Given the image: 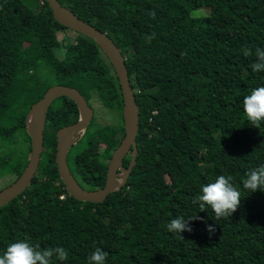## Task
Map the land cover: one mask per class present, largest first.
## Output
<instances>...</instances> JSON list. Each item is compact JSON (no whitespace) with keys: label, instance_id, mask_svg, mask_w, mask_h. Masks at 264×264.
Wrapping results in <instances>:
<instances>
[{"label":"trees","instance_id":"trees-1","mask_svg":"<svg viewBox=\"0 0 264 264\" xmlns=\"http://www.w3.org/2000/svg\"><path fill=\"white\" fill-rule=\"evenodd\" d=\"M60 1L123 54L139 110L138 155L126 184L96 204L69 195L50 144L30 186L0 208V249L16 239L62 246L66 259L51 264H86L95 246L106 251V264H264V190L242 186L246 172L264 163V122L250 125L241 105L264 84V71L249 67L254 48L264 46V0ZM67 29L46 0H0V180L17 179L29 160L30 80L76 84L107 109H122L107 56ZM97 126L74 160L87 190L104 187L107 162L125 136L123 126L118 133ZM216 175L231 176L239 189L230 216L216 218L194 202ZM176 215L202 219L179 236L164 228ZM206 223L215 226L211 234Z\"/></svg>","mask_w":264,"mask_h":264},{"label":"water","instance_id":"water-1","mask_svg":"<svg viewBox=\"0 0 264 264\" xmlns=\"http://www.w3.org/2000/svg\"><path fill=\"white\" fill-rule=\"evenodd\" d=\"M47 2L52 8L55 18L60 23L92 38L109 59L116 73L115 76L122 96V119H124L125 136L112 155L108 165L104 187L92 191L84 189L69 169L67 153L74 143V139L88 128L92 119L91 110L82 95L73 87L63 84L49 86L25 115L26 131L31 139L30 157L26 167L17 179L11 185L0 191V208L12 202L13 199L24 192L32 183L33 177L39 168L44 148L46 111L51 102L60 96L69 97L77 106L79 114V120L77 122L61 128L58 131L56 164L60 179L71 197L81 202L103 203L110 194L126 184L138 155L136 138L140 127L139 110L123 54L106 33L100 31L97 26L80 17L70 7L62 4L59 0H47ZM129 152H131L130 163L127 168H124L123 160ZM119 170L122 172V177L118 180Z\"/></svg>","mask_w":264,"mask_h":264},{"label":"clouds","instance_id":"clouds-1","mask_svg":"<svg viewBox=\"0 0 264 264\" xmlns=\"http://www.w3.org/2000/svg\"><path fill=\"white\" fill-rule=\"evenodd\" d=\"M255 62L249 65L253 72L264 71V46L254 48ZM243 55H249V49H243ZM242 111L250 125L256 126L264 122V84H258L241 100ZM129 155V154H127ZM232 177L216 175L213 179L200 185L194 202L200 210L207 205L216 218L230 216L236 209L240 200L239 189L231 183ZM242 186L249 191L264 190V163L250 168L243 180ZM202 219L200 217L176 215L164 224V228L172 234L181 236V231H191L189 221ZM205 229L211 234L215 231L213 224H205ZM106 251L95 246L86 256V264H106ZM67 252L62 246L40 247L38 244L29 243L26 239H16L0 249V264H51L54 259L62 262L66 259Z\"/></svg>","mask_w":264,"mask_h":264},{"label":"flooded vegetation","instance_id":"flooded-vegetation-1","mask_svg":"<svg viewBox=\"0 0 264 264\" xmlns=\"http://www.w3.org/2000/svg\"><path fill=\"white\" fill-rule=\"evenodd\" d=\"M54 84H57V83H54ZM54 84L52 83V85H54ZM63 85H66V84H63ZM67 86H70V87H73L74 89H76L82 95V97L84 98L88 107L91 110V118L92 119L89 123L88 128L83 133L79 134L74 139V143L72 144V146L70 147V149L67 153V164L69 166V169H70L72 175L74 176V178L77 180V182L83 187V186H85L84 181L82 180V178H80L77 175V172L75 173L74 160L76 158L77 152L80 150L79 146L81 145L82 140H84V138L86 137V134L89 131V128L95 122L96 106H99V103L101 104L102 107L100 108V111L101 110L106 111L107 107L103 106V104L100 102V100L97 99L93 94L81 92L80 89L78 88V86H76V84H70ZM91 104L93 105V107L91 106ZM107 110L109 111L110 116L113 115L117 119L118 118L120 119L119 124L114 125L113 123H111V127H116L118 129L117 130V133H118L120 128L122 126L124 127V119H122V109L121 110L107 109ZM45 116H46V121H45V128H44V148H43V152L41 155V160L44 158V155H45L44 152L48 153L46 151L49 149V145L53 144V146L55 147L54 158L56 161V153H57V145H58V131L61 128H64L68 125H71V124H73L79 120L78 108L74 104V102L72 100H70L69 97L60 96L51 102ZM48 151H50V150H48ZM126 158H124V160H123L124 168L128 167V164L125 165ZM110 160L107 162V170H108V165L110 163ZM37 172H38V170H37ZM106 177H107V172H106ZM121 177H122V172L119 170L117 179L119 180ZM89 191H92V190H89Z\"/></svg>","mask_w":264,"mask_h":264},{"label":"rangeland","instance_id":"rangeland-1","mask_svg":"<svg viewBox=\"0 0 264 264\" xmlns=\"http://www.w3.org/2000/svg\"><path fill=\"white\" fill-rule=\"evenodd\" d=\"M200 11V10H198ZM195 11V14L198 15H205V11ZM63 32H58V35L61 36ZM65 34L69 35V36H78V32L68 28L67 30H65ZM39 73H42L43 76H45L46 80L49 79L48 76V71L47 70H41ZM40 80H36V79H32V81L30 80V83L35 87L32 91L34 92V96H33V92H29L28 94V110L30 109V107L43 95V93L46 91V89L51 86L52 84H49V81L44 82L43 84L39 82ZM38 85V87H36ZM40 93V95H36V93ZM91 106L93 107V105L91 104ZM101 104L99 103V106H96V116H95V122L92 124V126L89 128L88 133L90 132L89 135H93L95 132L98 131V126L97 125H108L113 123L115 124H119L120 119L116 118L115 116H110L109 115V111H105V110H101ZM110 118V119H109ZM84 143V141H83ZM82 143V144H83ZM81 147L79 146V149ZM19 158L21 159H25V152L24 151H19ZM30 157V155H29ZM15 178H13V176H5L4 178H2L0 180V189L1 188H5L8 185L12 184L14 182ZM12 182V183H11Z\"/></svg>","mask_w":264,"mask_h":264},{"label":"bare ground","instance_id":"bare-ground-1","mask_svg":"<svg viewBox=\"0 0 264 264\" xmlns=\"http://www.w3.org/2000/svg\"><path fill=\"white\" fill-rule=\"evenodd\" d=\"M47 1V0H46ZM60 1V0H59ZM61 2V1H60ZM52 9V8H51ZM57 20V19H56ZM58 21V20H57ZM68 28V27H67ZM121 93V92H120ZM121 98H122V96H121ZM48 110V109H47ZM47 112V111H46ZM138 131H139V129H138ZM138 134V133H137ZM136 145H137V142H136ZM131 153V152H130ZM111 161V160H110ZM58 168V167H57Z\"/></svg>","mask_w":264,"mask_h":264}]
</instances>
